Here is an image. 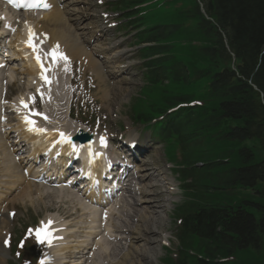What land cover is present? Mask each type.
<instances>
[{"label": "trees", "instance_id": "1", "mask_svg": "<svg viewBox=\"0 0 264 264\" xmlns=\"http://www.w3.org/2000/svg\"><path fill=\"white\" fill-rule=\"evenodd\" d=\"M204 1L206 13L213 18L215 25L204 19L201 20L200 29L203 30L204 37L212 41L213 48L201 49L200 53L207 61L206 68L211 76L210 79L213 80L209 99H214L218 104L216 107L215 104L211 105L210 114L206 111L199 112L198 123L201 121L204 124L202 128L204 130L216 131V141L219 144H223L224 141L240 143L253 139L255 144L264 150V133L256 129L255 114L261 113L262 109L252 100L255 94L241 79L235 84L233 78L228 76L231 74L228 70L221 74L217 73L222 68L219 67L220 63L228 65L231 61L229 54L223 48L224 35L230 51L238 61L236 67L238 73L243 79H247L248 75L255 71L252 82L259 90L264 91V55L261 56L260 64L255 69L257 57L264 47V0ZM165 33L171 32L165 30ZM188 100L187 97L175 96L166 103L171 105ZM192 112L190 110V114L186 116L184 127H189L191 124ZM222 120L237 122V127L230 129L229 126H223V130H219ZM193 133L186 138L183 134L181 138L186 149L188 165L191 164L188 163L189 159L194 162L189 156L193 151L188 152V148L192 147L191 144H195V140H199L202 135L200 124ZM229 149L231 152H227ZM239 151L234 150V144H231V147L229 144L225 145L223 152L209 158V165L206 168L197 170L196 182L205 176L203 181H209L212 185L217 181L220 187L230 190L252 189L257 183H264V160L251 162V153L248 155L243 150ZM226 152L227 157L224 156ZM224 158L226 162H222ZM216 159L219 161L217 162ZM255 163L257 165H251ZM214 170L220 172L218 173L220 176H217ZM211 171L214 175L209 177ZM207 173L208 175H205ZM200 191L204 190L200 189ZM255 195L259 204L245 201L236 205L238 202L231 201L227 208L218 206L217 209H213L204 206L199 208L197 213L189 214L186 217V225L184 221V238L181 244L182 248L189 249L191 256L182 255L175 264H222L215 263V258L241 252H252L253 255L260 257L264 253V192ZM203 196H205L204 192H202ZM252 210L258 212L260 216L258 220L249 212ZM194 239H196L195 245L192 243ZM198 256L201 259H195Z\"/></svg>", "mask_w": 264, "mask_h": 264}, {"label": "bare ground", "instance_id": "2", "mask_svg": "<svg viewBox=\"0 0 264 264\" xmlns=\"http://www.w3.org/2000/svg\"><path fill=\"white\" fill-rule=\"evenodd\" d=\"M44 18H46V20L43 19V21H42V23H40V25L36 24V26H35V31L39 35L35 34V37L33 39V43L35 41H37V40L41 41L40 45L42 43L43 44H48L49 43V45L51 46V45L57 43V44L63 45L66 49L70 50V54H71L72 58H74V57H78L79 58L80 57V51L77 52V47L75 45V40L71 39L70 37H67L66 34H64V32L61 31V29H60V24L58 22L59 21L58 13L55 12L54 14H50V15L44 17ZM28 39H29V37H28ZM37 49H38V47H37ZM33 54H34V56H36L38 53L34 52ZM4 71H5L4 69L0 70V82L2 80H4V79H7V83H9V85H10V87H8V89H11L13 87L14 88L18 87V86H16L14 84L13 78L12 77H8L7 74H5ZM27 74H28L29 79L35 80L36 70H35V68H34V66L32 64H30L28 66ZM35 81L37 82L38 80H35ZM0 96H1V93H0ZM108 96H110V92H108V91H107V93L105 91L102 92V98L107 99ZM14 110L15 111L19 110V107L15 105L14 106ZM37 138H38V136L34 135L31 138H29V139H31L34 142V144H35V142L37 141ZM41 144L45 145L44 142L40 143V145ZM43 149H44V147L41 148V150H43ZM53 155L54 154H51V156H53ZM7 158L9 160V164H10V162H12V159L8 155H7ZM2 162L4 163V159L2 160ZM5 169H6V166L4 167V173H5ZM8 175H10L11 179H16L18 181V175L14 174L12 169H10V173ZM0 177H1V174H0ZM17 181H14V182L12 181L11 182L12 185L10 186L11 187L10 189L15 188L14 185H15V183ZM34 193L37 196L43 198L42 201H40V202L45 203V206L43 205V203H41L44 208H47V206L49 205V202L53 206V204H55L56 201H57V204H61V203L64 204L66 206V211L69 208V211L71 212V214H69L66 217L67 220L72 215V212L74 213V211L79 210V209L82 210L83 215L85 214L91 220H94L96 218V216H97V213L95 211H92L89 208H87L85 206V204L82 203L83 201H81L77 197V195H74L69 190H65L64 191V190L52 189L49 192L47 190V188H44V189L36 188ZM146 195H147V192H146ZM25 196H26V199L29 202L35 203L34 201L32 202V199L30 198L29 195H27V194L23 195V197H25ZM1 198H3V197L1 196L0 199ZM142 203L143 204H147L145 201H142ZM49 207H51V206H49ZM66 211L63 212V217L66 215ZM149 219H150L149 216H144V217H141L139 219V221L141 223L145 224L147 227H152L151 223H148V224L146 223L147 220H149ZM146 226H143V228L146 227ZM138 227L140 229H143L141 227V225H138L135 228L136 232H137ZM91 232H92V230H89L88 234L85 235V237H84L85 238L84 241H78V244L72 249V251H74L75 253H79V254L81 252H83L84 251V247L82 245L84 243H87L86 239L91 237V235H92ZM151 234H153V233L151 232ZM141 238H143L141 234L139 235V237L138 236L137 237L134 236L133 238H130L128 249L123 254L124 259L120 260V261H117L114 264H137L138 262H139V264H141V262H143V258L145 256V254H148V257H152V258L157 256L159 252L157 250H155V249H151V247H150V245H153V243H150V242L146 241V239H141ZM132 241L141 243V249L144 251V253H142L143 251H138L137 252V250H135V249L133 250V244H132L133 242ZM94 245L97 246L96 248H98V258H102L103 257L102 255H104V254H102V251H104L103 247L99 243H94ZM112 248L115 249V247H112ZM108 251H110V250L108 249ZM118 257H119V255H116L115 252H113V249H111V252L106 256V260H107V258L117 259ZM145 259H147L146 256H145ZM1 263L2 262H0V264Z\"/></svg>", "mask_w": 264, "mask_h": 264}, {"label": "rangeland", "instance_id": "3", "mask_svg": "<svg viewBox=\"0 0 264 264\" xmlns=\"http://www.w3.org/2000/svg\"><path fill=\"white\" fill-rule=\"evenodd\" d=\"M118 3L121 1H117ZM193 34V38L198 41L201 45V47H205V46H211V44L204 42V40L201 39L200 34L196 33V31H194ZM179 38V35H178ZM186 51H181L180 52V56L179 57H175L176 61L177 60H181L182 63L184 64V67L187 65L188 67H185L186 69L190 70H194L195 69V73L191 74L192 76L197 75L198 73V69H197V63L198 61H202L203 58L202 56L199 54V52H190V53H185ZM140 67L139 66H135L131 69L130 72V76L126 77L125 79H123L122 81H119V83L112 89L111 94L112 96L109 97V99L113 98L115 99V103L114 104H118V102L122 99L127 97L130 101V105L132 103L135 102V104L137 105L138 108H143V107H147L149 105V103H153V104H158L159 102V97L160 95L163 93V91L167 90V100L175 97V96H180V95H187L190 93L191 90H193V88H195V83H191V85L189 84L190 81H188L189 85L186 84H181L178 83L177 86H174L172 84V82H170L169 80L166 81V83L163 85V88H157L155 90H153L152 92H144L142 93L140 91V89H142L146 83L145 79L142 76V72L144 70L140 71ZM191 78V77H190ZM127 121L125 120V123ZM188 134H193L192 131H189ZM250 145V144H249ZM156 151L153 153L155 155V157L151 158L156 160V158H162V150L161 148L159 149H155ZM201 150V152H208L211 151L212 148L210 147H204L203 145L198 149L197 154L199 153V151ZM157 156V157H156ZM191 156L193 157L194 154L191 153ZM149 171H147L148 173ZM149 174V173H148ZM160 180H163L161 185L162 188H157L154 190V193L156 194L155 197L153 198V200H156V202H158L159 205H163V199L166 198L168 196V194L164 191H166V187L163 184L165 178H161ZM245 193L249 194L250 196L252 195V192L249 191H244ZM49 202V201H48ZM43 203V202H42ZM43 205L45 206V203H43ZM42 204H37L35 205L36 209H40V207H43ZM47 205V204H46ZM55 205V204H53ZM48 206H52L51 203L49 202ZM47 206V208H48ZM56 206V205H55ZM62 206H59L58 209H61ZM45 209L44 207L41 209L43 210ZM41 210H38L39 212ZM30 212V210H29ZM22 216V213L19 212L17 213V215L14 217L15 219L13 220H9V227H19V224L16 222L18 219H20ZM166 216H164L165 218ZM169 217V215H168ZM33 218V216L31 214H27V216H25V218L23 219L24 222L31 220ZM160 218L155 215V225L157 226L156 230L157 232H159V230L161 229V224H160ZM170 218V217H169ZM169 220V219H168ZM173 222V220L171 221V223ZM165 224H167V222L165 221ZM176 224H172L171 225V232L174 231V226ZM149 236L151 239L155 240V237H153L152 235H147ZM149 240V239H148ZM194 243H196V239H194ZM125 244V243H123ZM178 242L175 240L172 244L171 249H168L166 251H168V253H166L164 250L160 251V256H157L156 259L152 258V257H147V259H145V257L143 258V262H141V264H169V259L172 260V258L174 257V253L175 251L179 248L178 246ZM140 243L137 242L133 245L134 249L136 250H141L140 248ZM155 246V247H154ZM151 248H156L159 249L160 247H158V244H153L151 246ZM170 251V252H169ZM244 256H242V258H240L239 260V264H263L264 259L263 257H257L255 255H253L251 252L250 253H243ZM112 259V258H111ZM112 261V260H110ZM139 264V262L137 263Z\"/></svg>", "mask_w": 264, "mask_h": 264}, {"label": "snow or ice", "instance_id": "4", "mask_svg": "<svg viewBox=\"0 0 264 264\" xmlns=\"http://www.w3.org/2000/svg\"><path fill=\"white\" fill-rule=\"evenodd\" d=\"M23 6L25 7H28V8H50L51 6L46 2V0H21ZM18 7L21 6L20 4L17 5ZM35 37V33L32 29H29V39L27 41L28 43V46L30 48L33 49L34 52H38V49H37V46L35 43H33V39ZM58 47V46H57ZM49 56L52 57L53 61H56L58 59H63V60H67V57L64 56L62 53H59L57 51L56 48H53L51 50V52L48 53ZM36 60H37V63H40L41 65V69L43 70L44 68V65L43 63L41 62V56L39 54L36 55ZM46 83H50V81L48 80V77L47 76H44L42 75L41 77ZM21 104L24 106V107H28V105L26 103H24V101L22 100L21 101ZM37 115H39V113H36ZM45 119H47V117H44ZM26 123H28L29 125H31L32 127H30V130L31 131H35V132H38V133H44L46 132L47 130L46 129H42V128H37L34 126V121L30 120V119H27L26 118ZM60 135V142L62 143H68V144H71V137L70 135H67L63 132L59 133ZM100 141H101V144L106 146V139L105 137L101 136L100 137ZM73 150L74 151H77L76 149V146L75 145H71ZM107 216V213H105V217ZM52 222L49 221V225L51 224ZM35 238L38 242H41V243H44V242H47L49 245L51 244V240H52V234L49 230V228L46 226L42 229H37L36 232H35ZM5 245H7L9 243L8 240H5L4 241ZM41 264H45L44 261H41Z\"/></svg>", "mask_w": 264, "mask_h": 264}]
</instances>
